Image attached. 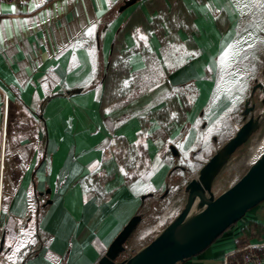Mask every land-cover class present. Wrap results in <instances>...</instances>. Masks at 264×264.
I'll list each match as a JSON object with an SVG mask.
<instances>
[{
	"label": "crops",
	"instance_id": "1",
	"mask_svg": "<svg viewBox=\"0 0 264 264\" xmlns=\"http://www.w3.org/2000/svg\"><path fill=\"white\" fill-rule=\"evenodd\" d=\"M125 1L0 0V264H95L240 124L264 8ZM263 239L264 201L178 264Z\"/></svg>",
	"mask_w": 264,
	"mask_h": 264
},
{
	"label": "water",
	"instance_id": "2",
	"mask_svg": "<svg viewBox=\"0 0 264 264\" xmlns=\"http://www.w3.org/2000/svg\"><path fill=\"white\" fill-rule=\"evenodd\" d=\"M135 1L126 0L121 8ZM263 80L264 67L262 74L249 86L239 112L240 124L234 133L199 166L194 176L176 190L175 194H183L178 213L149 242L133 253H126L128 240L142 220V214L136 212L95 264H178L204 251L248 210L264 201V150L251 160L240 176L220 191L214 189L216 180L235 153L262 129ZM165 191L168 193L169 188Z\"/></svg>",
	"mask_w": 264,
	"mask_h": 264
},
{
	"label": "rangeland",
	"instance_id": "3",
	"mask_svg": "<svg viewBox=\"0 0 264 264\" xmlns=\"http://www.w3.org/2000/svg\"><path fill=\"white\" fill-rule=\"evenodd\" d=\"M263 132H264V125L262 126V129L260 131H257V133L254 134L252 139L246 145L241 147L238 150V152L235 153L234 158L231 160L229 165L226 167L224 173L216 180L215 186H214L215 190L219 189L220 191L222 188L227 186V184H229L233 179L240 176L247 169V167L249 166L251 162V157H250L251 147L253 146V144L256 143V141L259 139V136L262 135ZM194 175H195V172H192L191 177ZM175 193H176V190H173L171 194L168 196V198L160 203L159 206H161L160 207L161 209L158 212L156 211V213L154 214V217L149 215L141 220L136 231L133 233V235L128 240L129 246L133 247L134 249L135 248L137 249L145 245L147 242L151 240V238L154 235H156L159 232L161 228H163V226L171 218H173L178 213L182 205L183 194L182 192L179 194H175ZM169 205H173L172 207H174L175 209L174 213L171 216H169L162 225L158 226L157 220L160 218L163 211L167 207H169ZM157 213H158V217L155 218ZM0 235H1V228H0Z\"/></svg>",
	"mask_w": 264,
	"mask_h": 264
},
{
	"label": "built area",
	"instance_id": "4",
	"mask_svg": "<svg viewBox=\"0 0 264 264\" xmlns=\"http://www.w3.org/2000/svg\"><path fill=\"white\" fill-rule=\"evenodd\" d=\"M9 1H14V0H9ZM0 91L3 94L4 100L6 101L7 104V98H8L7 93L5 88H3L1 85H0ZM5 114H7V110ZM171 206L173 205H169V207H167L163 211L160 218L157 220L158 226L162 225L165 222V220L174 213L175 211L174 207H172L173 210L171 213L166 212L167 209L170 208ZM139 248L134 249L133 247L127 244L126 253H133ZM222 259H223V264H261L264 262V239L258 243H252V242L245 243L242 246L225 253Z\"/></svg>",
	"mask_w": 264,
	"mask_h": 264
},
{
	"label": "bare ground",
	"instance_id": "5",
	"mask_svg": "<svg viewBox=\"0 0 264 264\" xmlns=\"http://www.w3.org/2000/svg\"><path fill=\"white\" fill-rule=\"evenodd\" d=\"M264 125V119H263V124ZM264 150V132L262 135L259 136V139L256 141L255 144L251 147V152H250V157L251 160H254L262 151ZM249 157V156H248ZM172 206L167 209L166 212H172ZM166 215V214H165Z\"/></svg>",
	"mask_w": 264,
	"mask_h": 264
},
{
	"label": "snow or ice",
	"instance_id": "6",
	"mask_svg": "<svg viewBox=\"0 0 264 264\" xmlns=\"http://www.w3.org/2000/svg\"><path fill=\"white\" fill-rule=\"evenodd\" d=\"M256 6H259V7H262V8H264V0H254V3H252V4H245V5H243V7H245V8H252V7H256ZM16 10V8H15V6H13L12 7V11H15ZM95 26L93 25V28H94ZM92 28H89L88 29V32H89V34H91V32H92ZM249 47H251V46H249Z\"/></svg>",
	"mask_w": 264,
	"mask_h": 264
},
{
	"label": "trees",
	"instance_id": "7",
	"mask_svg": "<svg viewBox=\"0 0 264 264\" xmlns=\"http://www.w3.org/2000/svg\"><path fill=\"white\" fill-rule=\"evenodd\" d=\"M228 185V184H227Z\"/></svg>",
	"mask_w": 264,
	"mask_h": 264
}]
</instances>
